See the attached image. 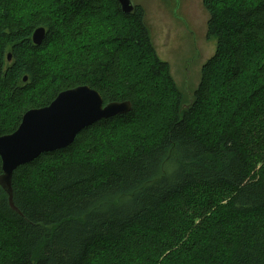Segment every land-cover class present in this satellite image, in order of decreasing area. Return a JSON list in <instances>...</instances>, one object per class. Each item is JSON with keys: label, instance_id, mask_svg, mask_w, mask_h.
Returning <instances> with one entry per match:
<instances>
[{"label": "trees", "instance_id": "16d2710c", "mask_svg": "<svg viewBox=\"0 0 264 264\" xmlns=\"http://www.w3.org/2000/svg\"><path fill=\"white\" fill-rule=\"evenodd\" d=\"M42 1L0 0V136L80 85L132 108L15 169L0 264H264V0H201L215 50L187 105L140 6Z\"/></svg>", "mask_w": 264, "mask_h": 264}, {"label": "water", "instance_id": "95a60500", "mask_svg": "<svg viewBox=\"0 0 264 264\" xmlns=\"http://www.w3.org/2000/svg\"><path fill=\"white\" fill-rule=\"evenodd\" d=\"M117 1L124 14H130L136 5L132 0ZM44 34V27L36 28L31 36L33 43L40 44ZM10 59L8 53L7 60ZM26 79L24 76L23 81ZM131 108L128 100L104 104L97 90L80 85L59 92L48 105L25 111L17 128L0 136V187L7 196L9 207L19 212L12 196V175L17 167L42 153L69 146L86 125L125 114Z\"/></svg>", "mask_w": 264, "mask_h": 264}, {"label": "rangeland", "instance_id": "374dc122", "mask_svg": "<svg viewBox=\"0 0 264 264\" xmlns=\"http://www.w3.org/2000/svg\"><path fill=\"white\" fill-rule=\"evenodd\" d=\"M24 1L17 0L21 4ZM132 1L143 9L145 25L156 55L168 62L172 78L187 105L199 85L202 65L215 50V42L206 38L208 14L202 1ZM49 4L50 0L42 1V6L47 10ZM124 131H118L117 140L120 142Z\"/></svg>", "mask_w": 264, "mask_h": 264}]
</instances>
